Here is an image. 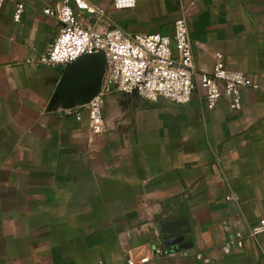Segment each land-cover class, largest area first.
<instances>
[{
  "label": "crops",
  "instance_id": "1",
  "mask_svg": "<svg viewBox=\"0 0 264 264\" xmlns=\"http://www.w3.org/2000/svg\"><path fill=\"white\" fill-rule=\"evenodd\" d=\"M15 1L25 4L18 22ZM59 1L0 7V264L264 263V233L250 234L264 218V0H86L94 13L72 4L99 31L172 37L184 16L196 83L220 54L258 85L240 89L238 110L228 97L207 109L197 84L183 104L113 90L98 134L85 113L50 110L64 66L27 62L56 36L41 8Z\"/></svg>",
  "mask_w": 264,
  "mask_h": 264
},
{
  "label": "built area",
  "instance_id": "2",
  "mask_svg": "<svg viewBox=\"0 0 264 264\" xmlns=\"http://www.w3.org/2000/svg\"><path fill=\"white\" fill-rule=\"evenodd\" d=\"M3 0H0V7ZM136 0H114L116 9L135 6ZM78 11L94 13L96 9L86 0H60L55 6L41 8V13L54 19L58 24L56 36L35 59H28L39 65H66L78 57L101 53L105 61L104 74L99 91L86 103L72 107L51 104L50 110L57 115H73L76 120L83 119L85 113L89 130L98 134L103 131V98L113 90L123 93L136 92L139 96L157 101L160 97L177 104L187 103L196 84L202 89L207 109H212L221 97H228L234 110L240 108V89L258 85L247 75L228 68L217 54L210 73H202L197 83L192 75V53L188 23L184 16L173 22L172 37L159 33H128L115 27L105 31L84 26ZM25 4L14 2L12 18L21 19ZM185 11V7H184ZM172 41L174 49L172 48ZM227 196V199H230ZM264 233V218L250 228V234ZM241 245V240H237ZM179 248H185L180 245ZM229 252V245L223 247ZM186 252V249H178ZM154 253L157 256L168 252L163 248V240L156 239ZM173 253V252H172ZM200 257L199 254L195 255ZM132 264L131 261H128ZM264 264V263H262Z\"/></svg>",
  "mask_w": 264,
  "mask_h": 264
},
{
  "label": "water",
  "instance_id": "3",
  "mask_svg": "<svg viewBox=\"0 0 264 264\" xmlns=\"http://www.w3.org/2000/svg\"><path fill=\"white\" fill-rule=\"evenodd\" d=\"M104 69L105 61L101 53L85 54L64 65L52 102L63 107H72L88 102L100 89ZM163 227L166 230L175 229L177 222H166ZM184 231L186 229H176L172 230L170 234ZM181 239L182 236H177L168 240L176 242Z\"/></svg>",
  "mask_w": 264,
  "mask_h": 264
}]
</instances>
